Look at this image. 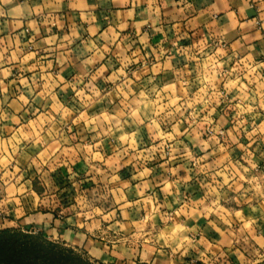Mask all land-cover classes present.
<instances>
[{
  "label": "crops",
  "instance_id": "obj_1",
  "mask_svg": "<svg viewBox=\"0 0 264 264\" xmlns=\"http://www.w3.org/2000/svg\"><path fill=\"white\" fill-rule=\"evenodd\" d=\"M0 214L104 264H264V0H0Z\"/></svg>",
  "mask_w": 264,
  "mask_h": 264
},
{
  "label": "trees",
  "instance_id": "obj_2",
  "mask_svg": "<svg viewBox=\"0 0 264 264\" xmlns=\"http://www.w3.org/2000/svg\"><path fill=\"white\" fill-rule=\"evenodd\" d=\"M0 264H95L40 234L0 230Z\"/></svg>",
  "mask_w": 264,
  "mask_h": 264
},
{
  "label": "rangeland",
  "instance_id": "obj_3",
  "mask_svg": "<svg viewBox=\"0 0 264 264\" xmlns=\"http://www.w3.org/2000/svg\"><path fill=\"white\" fill-rule=\"evenodd\" d=\"M19 231L22 232V233H27V232H28V231H22V230H19ZM28 233H30V234H36V233H32V232H28ZM43 238L46 239V240H48L49 242L55 243L56 245L60 246L61 248H65V249H67V250H71V251H73L75 254L81 256L82 258H85V259L89 260V261L92 262V263H95V264H104V263H101V262H99V261H97V260H94V259L88 257V256H87L85 253H83L82 251L75 250V249H73V248H71V247H69V246H66V245H64V244L56 243V242H54V241H52V240H49V239H47V238H45V237H43Z\"/></svg>",
  "mask_w": 264,
  "mask_h": 264
},
{
  "label": "built area",
  "instance_id": "obj_4",
  "mask_svg": "<svg viewBox=\"0 0 264 264\" xmlns=\"http://www.w3.org/2000/svg\"><path fill=\"white\" fill-rule=\"evenodd\" d=\"M223 44H221L222 46ZM241 65V62H240V59L236 58L235 61H234V67L238 68L239 66ZM239 69H237L238 71ZM235 72V71H234ZM224 134V131L221 130L219 131V135L222 136ZM1 215V214H0Z\"/></svg>",
  "mask_w": 264,
  "mask_h": 264
}]
</instances>
